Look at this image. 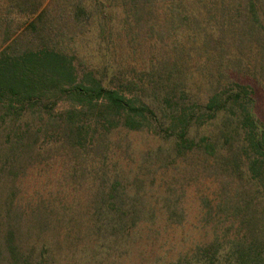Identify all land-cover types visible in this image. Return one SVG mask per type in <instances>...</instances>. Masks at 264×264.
Masks as SVG:
<instances>
[{"label": "rangeland", "instance_id": "1", "mask_svg": "<svg viewBox=\"0 0 264 264\" xmlns=\"http://www.w3.org/2000/svg\"><path fill=\"white\" fill-rule=\"evenodd\" d=\"M77 1L82 0H43L49 20L33 34L26 29L36 18L28 13L34 5L9 10L7 0H0V52L17 37L24 48L48 42L74 59L78 75L91 73L107 88L138 96L155 116L147 117L149 125L138 131L85 123L79 139L61 117L73 109L69 101H60L50 115L42 106L31 108L16 124L0 109V150L17 142L20 133H26L27 145L22 166L13 163L15 176L0 171V239L7 211L14 210L22 213L14 218L25 234L23 252L36 263L171 264L211 239L207 204H214L216 212L214 191L222 185L235 193L239 174H217L218 163L201 147L180 151L176 137L164 133L172 113L163 104L165 92L152 85L153 79H167L161 65L153 69L156 59L161 64L171 58L169 46L161 43L168 38L164 10L152 17L143 9L127 22L124 0L109 7V0H83L81 11L73 9ZM212 31L210 46H196L189 35L186 61L172 74L176 87L188 83L189 97L182 103L190 107L223 80L220 32ZM252 87L256 114L264 123V76ZM222 131L218 119L192 124L188 137L197 146L205 137L222 145Z\"/></svg>", "mask_w": 264, "mask_h": 264}, {"label": "trees", "instance_id": "2", "mask_svg": "<svg viewBox=\"0 0 264 264\" xmlns=\"http://www.w3.org/2000/svg\"><path fill=\"white\" fill-rule=\"evenodd\" d=\"M118 1L109 0L108 7L119 4ZM7 2L9 10L34 5L28 13L29 18H36L26 29L33 34L39 24L49 20V7L42 9L43 0ZM82 2H74L73 9L81 11ZM124 6L129 15L127 22L138 12L143 13V9L152 17H157L163 9L168 16V38H163L161 43L169 46L167 55L171 58L164 59L161 64L156 59L153 69L161 65L166 80L172 83L166 80L156 83L155 79L152 83L155 90L165 92L163 104L172 113L169 127L164 130L166 136L176 137L180 151L201 147L209 159L218 163L217 174H239L235 193L222 185L214 191L213 202L218 201L216 212L214 204H207L211 239L190 254L169 262L264 264V123L257 117L252 87L253 80L260 82L264 76V0H124ZM210 30L220 32L218 45L222 50L223 80L218 81L215 91L205 100L194 101L197 105L190 107L182 103L189 97L188 83L176 87L172 74L176 67L185 63L184 46L189 45L192 36L196 46L214 43ZM20 43L21 38L17 37L0 52V109L10 122H21L26 112L38 105L50 115L60 101L66 100L73 104V109L61 115L63 123L67 131L80 139L86 133L85 123L87 127L108 131L115 127L138 131L149 125L147 117L155 116L138 96L129 98L118 90L107 88L91 73L78 75L74 59L48 42L42 48H24ZM256 64L262 70L261 76H258ZM218 119L222 120L221 136L225 140L222 145L206 137L199 146L191 142L188 134L192 124L199 126ZM25 135L18 134L17 142L0 150L1 172L9 170L15 176L12 172L15 162L22 166L27 157L24 156L27 152L24 150L27 148ZM7 213L6 231L0 239V264H43L42 261L36 263L37 259L23 252L21 245L25 234L20 221L14 218L15 215L22 218V213L14 210Z\"/></svg>", "mask_w": 264, "mask_h": 264}]
</instances>
